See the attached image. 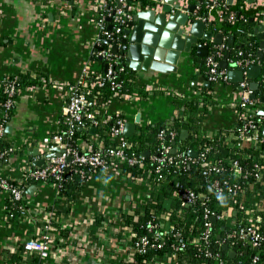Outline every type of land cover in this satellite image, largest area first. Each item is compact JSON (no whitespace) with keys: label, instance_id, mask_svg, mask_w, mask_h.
<instances>
[{"label":"crops","instance_id":"crops-1","mask_svg":"<svg viewBox=\"0 0 264 264\" xmlns=\"http://www.w3.org/2000/svg\"><path fill=\"white\" fill-rule=\"evenodd\" d=\"M144 1L150 4V0ZM199 1L180 0L179 3L198 4L196 15L201 6L206 7L207 18L197 16L196 19L210 23L206 31L223 35L220 45L214 44L212 39L200 41L209 46V57L213 50L227 45L228 37L232 36L215 32L212 28L220 22L218 17L222 11L212 6L211 0ZM227 3L233 4L234 1L228 0ZM149 4L144 7L136 4L134 13ZM244 9L260 10L263 18L259 26L264 25V0L253 3L244 0ZM102 13L104 10L99 0H0V81L21 74H28L36 81V84L20 90L14 99V109L4 136L19 151L1 161L2 175L17 179L25 162H31L36 168L34 162L40 157L37 152L35 156L32 153L35 149L37 151V144L43 138L63 127L70 89L80 85L86 74L100 72L101 62L96 53L107 48L112 52L115 45L96 37L97 22ZM108 19H105L107 27L113 26ZM126 29L124 25L123 31ZM116 44L118 52L112 53L123 61L121 44ZM207 57H196L194 45L189 54H181L174 73L135 72L138 82L145 85L147 95L138 96V99H114L103 105L100 115L106 118L118 116L125 123H134L138 119L135 132L139 125H168L178 115L179 104L176 103L200 96L201 89L207 87L204 83L208 82L212 87L214 105L200 124L202 135L215 138L231 131L238 118L236 105L241 91L238 86L232 88L231 85L238 84L228 80L212 84L205 65ZM82 145L80 142L79 146ZM32 186L35 189L27 193L28 212L23 218L17 217L14 225L7 218L6 198L0 192V264H26L25 260L14 262L11 255L24 240L39 238L48 222L50 229L47 233L53 238L57 233L55 225L64 226L69 231L68 243L58 250L52 249L48 259L39 257L38 264H62L63 261L67 264L132 263V235L118 222V215L149 198L150 192L144 180L129 182L126 177L111 171L98 172L87 180L73 203L59 200L52 183L29 184L26 191ZM67 208L71 209L67 217L59 216L58 211L64 212ZM95 219H101V224L93 230ZM4 251L7 252L5 257ZM30 256L37 255L25 253L24 259Z\"/></svg>","mask_w":264,"mask_h":264},{"label":"trees","instance_id":"trees-1","mask_svg":"<svg viewBox=\"0 0 264 264\" xmlns=\"http://www.w3.org/2000/svg\"><path fill=\"white\" fill-rule=\"evenodd\" d=\"M228 0H216V9L222 11L218 25H213L214 31H220L226 36L233 37L231 46L225 44V49L213 50V56L220 63L225 54L226 70L234 68L231 62L236 60L244 61L247 59L255 60L260 66V74L255 80L257 88L254 92L257 110L264 112V53L258 57L260 44L256 37L255 30L259 27L263 16L260 10H245L244 0H233V4H228ZM129 3L139 4L144 7L149 2L144 0H129ZM117 3L114 0H107L106 13L110 12ZM105 12V11H104ZM234 18L231 19L230 15ZM208 9L201 6L197 16L207 18ZM218 21V20H217ZM124 28V27H123ZM242 55H239V53ZM219 54V56H217ZM194 58V56H193ZM100 73L104 76L105 62L100 60ZM203 67V65L201 64ZM7 81L13 83L17 91L28 86L36 84L28 74H21L17 77L11 76ZM89 83L94 82V78L88 79ZM120 86L116 88L119 96L137 95L145 97L147 91L145 85L138 82L136 73L125 65L124 73H116L114 80ZM112 81L105 80L101 87L94 86L89 89L79 90L86 97L85 114H91L93 121L99 122L95 128V134H90L91 120L83 119L85 125L79 129L76 127L74 136L70 140L72 146L78 143L91 141L98 137L103 144H110L111 128L117 118L109 117L106 123L101 114L102 107L112 100H121L114 97V90H111ZM0 81V104L4 102L6 96L2 93ZM237 88L238 85H231ZM212 87L201 89L200 96H193L189 99H183L178 107V115L172 119L168 125L164 123L139 125L133 137L126 138L132 145V152L137 155H143L148 151L149 156L143 157L140 165L129 166L122 164L121 171L125 174L127 181L133 182L139 179L145 181L149 198L136 207H131L118 215V222L132 235L131 251L132 263L130 264H154L172 263V264H250L251 255L258 257L256 264H264V178L257 180L255 175L258 173L256 167L264 169V145L255 146L248 142L239 149H234V137L237 135L235 129L225 131L215 138H206L202 135L200 124L206 118L208 109L214 105L211 97ZM263 99V101H262ZM121 118V117H119ZM256 120L261 125L260 133L264 125V117L256 115ZM243 121H237L235 127H242ZM64 131L66 127H63ZM174 131L173 141L158 138L160 131ZM186 130L188 137L185 140L180 139V133ZM161 142L171 146L175 150L174 155L188 157L187 153L191 150L197 152L200 157L192 158L188 165L180 168L174 167L166 162L159 163L152 159L156 150L161 146ZM11 146V143L4 136L0 140V150ZM233 161H237L242 170L241 175H235L232 169ZM31 169H35L28 162ZM56 183L55 181H53ZM36 184L30 180L25 181L26 189L29 184ZM57 184V183H56ZM86 184L85 176L78 173V169L70 165L65 173V181L60 183L57 191V198L65 202L73 203L81 194ZM184 190H191L196 194V201L187 206H182L181 193ZM11 201L6 199V211H14ZM205 210L213 214L211 219L204 218ZM71 209L67 208L60 212L63 218H66ZM220 216V218H219ZM163 217V218H162ZM17 215L10 219L12 225L16 224ZM251 220V221H250ZM101 219H95L94 229L98 227ZM210 222L209 232L206 239L205 223ZM250 221V222H249ZM14 223V224H13ZM253 224L260 233L261 239L256 251L248 241H241L237 235L240 229H245ZM57 233L55 235L56 246L60 248L63 244L67 245L69 231L55 225ZM161 232L162 239L155 241V233ZM235 234V235H234ZM146 235L151 244L161 243L157 250L147 249L145 253L135 251L134 241ZM178 238L183 239L184 247L180 248ZM60 240L62 243H60ZM222 241L235 253L231 258L227 252L222 249ZM7 254L4 251L3 256ZM25 252L23 246H19L16 253L11 255V260L21 262L25 260L26 264H38V256H30L24 259ZM62 264H67L63 261Z\"/></svg>","mask_w":264,"mask_h":264},{"label":"built area","instance_id":"built-area-1","mask_svg":"<svg viewBox=\"0 0 264 264\" xmlns=\"http://www.w3.org/2000/svg\"><path fill=\"white\" fill-rule=\"evenodd\" d=\"M114 1L117 3V5L112 9L110 14L108 12L106 13L107 0H99L101 8H103L105 12L100 15V18L97 22L98 34L96 37L106 39L111 43L116 44L120 38L124 37L123 27L125 23L131 19L137 5L134 3H129V0ZM211 2L213 3L212 6H216V0H211ZM179 5L180 7H185L184 3H179ZM106 17H109L113 24L111 30H108L107 28V24L105 22ZM230 18L233 19L234 15L231 14ZM223 49L225 48H219V50ZM262 52L264 53V49ZM239 55H242V53L240 52ZM96 56L105 62L104 76H102L100 72L86 74L84 81L78 86H80L82 89H89L94 86L101 87L105 80H109L112 81L111 90L115 91L113 93L114 97H119L121 100L138 99L139 97L137 95L119 96L118 92L116 91V88H118L120 84L113 81L114 77L117 72H125V64L121 58L113 54L110 48L98 51ZM217 56H219V54ZM205 65L207 67L209 81L212 84L227 81L228 71L226 69H221L219 67V63L213 56L210 55L206 58ZM251 65L259 64L253 59H247L244 61L236 60L231 62V66L234 68L233 70H241L244 74L246 69ZM91 77L94 78V82L89 83L88 79ZM7 78L1 80L3 83L1 85L2 93L6 96V99L0 104V140L5 135V127L14 109V99L19 92L13 83L7 81ZM238 87L241 89V97L237 101L236 105L238 111L237 121H243V126L237 128L234 126L232 128L237 132V135L234 137L235 143L233 147L237 150L240 147L246 145L248 142L253 143L257 147L262 146L264 145V136L260 133L261 125L255 118L256 115H259L256 106L257 102L255 99L252 100L249 98V96L253 94V92L249 89V80L244 78V80L238 84ZM85 106V95L79 90L78 87H72L70 89L67 105L64 109L63 127H66V130L64 131V128L62 127L61 129L57 130V132L43 138L37 144V153L40 159H43L47 155L53 153L55 149L62 151V154L59 157L46 159L41 168L35 169H31L28 166V163L25 162L23 170L20 173L21 175L15 180H12L0 173V192L4 194L5 198L11 201L12 205L14 206V211H6L7 218L9 220L12 219L14 215H17L19 218H23L28 212L29 199L27 198V189L25 186L26 180H30L36 184L52 183L55 187L57 196V191L61 187L60 183L65 181V173L68 171L70 165H73L75 168H77L78 173H80L83 177L85 176L87 182V180H89L98 172L105 171H111L115 175L125 177V174L120 169L122 164L134 166L140 165L142 163L144 156H137L132 152V145L126 140V137L123 136L125 122L118 116L116 117L117 119L111 128L110 144H103L99 141L98 137H94L89 142L81 143L83 144L82 147L79 146V143L76 146H72L70 144V140L74 136L76 127L78 125L79 127L85 125L83 121L84 118H86V120H91V125H93V127L90 130H94L95 126L99 123L93 121L91 114H85ZM108 120L109 117L105 118L103 123H106ZM81 127L79 129L83 128ZM165 137L166 139L173 141L175 138V132L173 130L170 132L165 130L160 131L158 134L159 140L161 141ZM172 150L173 149L171 146H167L161 142V146L156 150V153L158 154L153 156L152 159L159 163L166 162L177 168L188 165L191 162L192 157H190L188 153V157H183L181 155H174ZM18 151L19 148L13 145L2 151L0 150V163L4 159L15 155V153ZM67 157L71 159L69 163L66 162ZM198 157L200 156L198 155ZM256 167L259 171L255 175V178L257 180L263 179L264 169L257 165ZM232 169L235 175H241L242 170L237 161H233ZM53 181H55L57 184ZM196 198V194L193 191L184 190L181 193V205H191L196 201ZM212 217L213 214L210 211L205 210L204 218L209 220ZM49 225L50 223L48 222V225L44 227V231L41 232L39 238H28L23 241V251L27 255H37L41 259H48L52 249L55 251L60 248L58 245L56 246V243H54L55 237L53 238L47 233V230L49 231L50 229ZM210 225L211 224L209 221L205 223L206 233L204 239L207 237ZM61 228L64 229L65 227L62 226ZM237 237L241 241H248L255 249L258 247L261 239L260 233L253 224L245 229H240ZM161 239L162 233L156 232L154 240L159 241ZM178 243L180 248L184 247L183 239L178 238ZM223 244L224 242L222 241L221 245ZM134 247L135 251L138 253H145L147 249H159L161 247V243L151 244L149 237L143 235L134 241ZM251 259L252 260L250 264H256L258 261V257L255 254L251 257ZM239 264L241 263L239 262Z\"/></svg>","mask_w":264,"mask_h":264},{"label":"water","instance_id":"water-1","mask_svg":"<svg viewBox=\"0 0 264 264\" xmlns=\"http://www.w3.org/2000/svg\"><path fill=\"white\" fill-rule=\"evenodd\" d=\"M254 1L247 0L248 3H253ZM179 2L180 0H150L148 7L135 12L132 18L125 23L127 29L123 31L124 37L120 38L118 42L121 44V55L124 57L123 61L129 69L134 72L151 71L168 75L177 71L181 54H189L194 45L196 57H207L209 46L200 43L201 40L206 41L212 39V42L217 45L222 43V34H213L211 31H206V26H209L210 23L196 19L195 9L198 4L189 3L185 7H180ZM202 2L203 0L199 1V3ZM112 27L110 24L107 28L111 30ZM255 34L260 44L258 57H261L262 50L264 49V25L259 26L255 30ZM232 40V37H228L227 46L232 45ZM112 52H118L117 44L113 45ZM227 57L228 54H225L223 60L219 63L221 69L226 68ZM260 71L261 69L258 65L249 66L245 74L241 70L228 71L227 80L231 83L239 84L244 78L249 79V89L253 92L249 98L254 100V92L257 88L255 80L258 78ZM198 82H201V80H198ZM204 86L209 87L210 84L207 82L204 83ZM258 114L264 117L263 111H258ZM137 122L138 119L134 123H125L123 131L124 137H133ZM90 132L94 134L93 129ZM262 134L264 136V126L262 127ZM187 137V131L182 130L180 139L185 140ZM36 152L35 149L32 154L35 156ZM174 152L175 150L173 149L172 153ZM61 154V150L55 149L53 153L47 155L45 158L34 162V165L36 168H41L46 159L59 157ZM188 155L194 158L197 157V152L191 150L188 152ZM143 156L147 158L149 152H143ZM70 160L69 157L66 158L67 163ZM34 189L35 186L30 187L27 193H31ZM211 221L214 222L215 218H212ZM222 249L227 251L230 257L235 256L234 252L228 251L227 244L224 243Z\"/></svg>","mask_w":264,"mask_h":264}]
</instances>
